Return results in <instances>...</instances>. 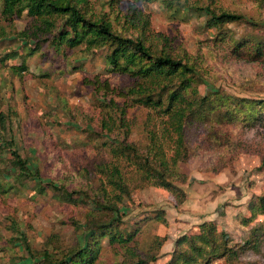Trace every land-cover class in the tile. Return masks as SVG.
Segmentation results:
<instances>
[{"label": "trees", "instance_id": "trees-1", "mask_svg": "<svg viewBox=\"0 0 264 264\" xmlns=\"http://www.w3.org/2000/svg\"><path fill=\"white\" fill-rule=\"evenodd\" d=\"M138 1L145 5L159 3L175 19L204 18L201 28L214 32L209 41L212 45L202 41L199 56L188 53L174 56L149 40L147 17L136 27L132 20L91 14L87 0H0L1 21L12 23L27 16L32 22L31 27L12 34L23 44L20 50L25 54L13 52L2 58L3 65L8 59L22 58L20 64L10 68L15 76L26 73L27 60L37 55L51 63L55 70L58 67L53 66L62 61L70 65L77 50L84 49L87 56L104 51L107 72L133 81V86L127 90L115 88L118 91L114 93L108 81L84 80L93 91L99 116L85 113L86 127L81 125L79 129L87 142L104 148L110 155V160L96 165L93 172L69 170L65 165L48 169L46 174L40 168L31 170L30 162L12 141L0 144V150L11 155L6 169L14 179V185L0 181V194L24 188L32 181L36 194L51 192L52 198L63 205L83 206L89 210L83 220H63L64 225L74 226L81 232L83 242L57 246L55 241H48L40 249H34L27 236L20 233L15 241L22 254L2 264H98L105 247L119 249L122 259L118 264L157 262L168 238L155 235L141 244L139 236L146 222L167 225V213L157 210L140 222L128 223L123 208L134 202L135 191L147 187L162 189L170 193L180 207L187 200L181 186L189 181V176L180 171V164L202 156L233 153L231 144L224 146L222 136L217 134L222 126L238 130L257 124L264 126V98H243L219 89L201 92L206 79L213 77L209 59L202 54L204 49L213 50L210 59L217 64L215 73H219V65L223 67L221 73L229 75H232L231 68L241 63L264 66V15L259 19L250 18L224 9L217 0ZM117 2L110 0L109 3ZM251 2L264 12V0ZM241 24L251 26L252 33L237 37L231 26ZM83 66L79 65L76 71ZM242 73L244 75L237 76L235 81L240 87L245 86L244 90L251 91L252 83L260 78L256 74L250 76L247 71ZM46 75L49 77L51 73ZM233 75L238 72L234 71ZM115 95L125 102L116 103ZM134 107L154 115L147 126L145 143L132 140L127 111ZM9 115L0 111V133L7 131ZM57 156L53 157V162H58L59 153ZM225 161L204 171L219 173L227 167ZM247 212L241 219L249 228L244 244H233L216 221H205L199 224L197 231L175 241L167 264H214L217 261L245 264L244 258L249 252L259 254L264 247V225H253L259 217H264V194L251 197Z\"/></svg>", "mask_w": 264, "mask_h": 264}, {"label": "rangeland", "instance_id": "rangeland-1", "mask_svg": "<svg viewBox=\"0 0 264 264\" xmlns=\"http://www.w3.org/2000/svg\"><path fill=\"white\" fill-rule=\"evenodd\" d=\"M87 2L91 14L132 20L136 27L141 25V19L147 17L149 40L157 48H165L174 56L185 53L199 56L202 41L212 45L209 41L214 32L201 28L204 18L191 17L187 21L180 17L175 19L159 3L145 5L138 0H118L113 5L109 3L110 0ZM217 4L250 18L259 19L264 15L251 0H217ZM31 26V19L27 16L12 23L0 20V111L10 114L7 131L0 133V144L12 141L30 162L31 170L40 168L45 173L48 169L65 165L69 170L87 169L93 172L96 165L109 161L110 155L104 148L87 142L79 129L81 125L86 127L87 121L83 116L85 113L92 114V117L99 116L93 91L84 84V80L108 81L114 88V93L117 89L127 90L133 86V81L127 76L107 72L104 51L87 56L84 49L77 50L70 65L62 61L60 65L53 66L58 67L55 70H52L51 63L37 55L27 60L26 73L15 76L10 68L20 64L22 58L19 56L8 59L4 65L2 58L13 55V52L25 54L20 50L23 44L16 41L12 34ZM231 28L237 37L253 31L247 24L232 25ZM211 53L213 50L208 48L202 51L203 56L209 59L210 74L213 76L201 86L202 93L208 89H219L243 98H264V66L241 63L233 66L229 71L232 75H229L221 73L223 67L219 65L220 71L215 73L218 69L217 64L210 59ZM81 64L84 65L83 68L76 71ZM234 71L238 75H233ZM241 71H247L250 76L256 74L260 78L252 83L251 91L244 90L245 86L237 85L236 77L244 75ZM48 73H51L49 77L46 75ZM247 78L249 77L244 79ZM115 101L122 105L125 99L115 95ZM127 112L132 125V140L145 143L148 123L154 115L135 107L129 108ZM222 127L217 129V134L222 136L224 146L231 144L232 151H235L209 158L202 156L179 165L180 171L189 176L188 183L181 186L187 193L185 203L177 207L170 193L147 187L136 190L134 202H129L123 208L128 223L140 222L149 216L148 213L157 210L167 213V225L146 222L139 236L141 244L155 235L168 238L159 260L152 264H167L175 241L186 233L197 231L199 224L205 221H216L221 230L229 234L233 244H244L249 237V228L241 223V219L248 215L247 206L251 197L264 194V169L261 170L264 126L257 124L240 128L241 130ZM58 153V162H53V157H58ZM10 159L9 152L0 150V181L14 185V179L6 169V162ZM224 160L227 167L219 173L204 171L220 166ZM34 185L35 182L31 181L24 188L0 194V264L22 254L15 241L20 233L27 236L34 249H40L48 241H55L57 246L83 242L81 232L74 226L64 225L63 220H83L84 214L89 210L83 206L63 205L52 198L51 192L48 195H38L34 191ZM260 224L264 225V217H259L253 225ZM120 253L118 248L105 247L98 264H118L122 259ZM244 261L245 264H264V247L259 254L249 252ZM214 264L225 262L217 261Z\"/></svg>", "mask_w": 264, "mask_h": 264}]
</instances>
